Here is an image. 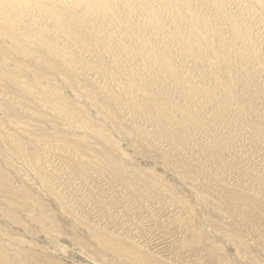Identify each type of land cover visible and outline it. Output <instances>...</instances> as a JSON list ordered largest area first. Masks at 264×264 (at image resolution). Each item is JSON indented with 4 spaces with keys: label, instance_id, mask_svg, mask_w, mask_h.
Segmentation results:
<instances>
[{
    "label": "rangeland",
    "instance_id": "rangeland-1",
    "mask_svg": "<svg viewBox=\"0 0 264 264\" xmlns=\"http://www.w3.org/2000/svg\"><path fill=\"white\" fill-rule=\"evenodd\" d=\"M182 1L207 20L209 46L222 61L206 50L202 53L208 55L197 59L172 35L161 30L156 38L153 28L145 26V39L165 47L175 78L112 28L109 51L86 29L90 22L83 23L94 56L47 18L44 35L33 41L38 53L26 60L23 72L6 67L0 72V171L10 181L0 186V241L26 248L30 264H142L136 253L145 264H264V20L247 0H218L220 9L213 0ZM149 4L160 12L159 0ZM119 6L135 27L143 23L124 4ZM232 22L256 42V57ZM166 23L171 28L170 19ZM200 45L204 50L207 43ZM48 46L64 56L47 51ZM63 58L74 60L72 69ZM46 62L51 68H45ZM129 79L149 89L154 101L147 107L141 101L134 109L125 90ZM38 91L49 99L45 109ZM51 91L83 109V118L97 132L87 133L53 115ZM164 104L171 121L162 117L158 122ZM99 130L111 142L98 137ZM9 131L15 144L7 138ZM37 149L45 156L46 170L34 159ZM88 160L95 162L93 167ZM7 207L21 225L11 226L4 218ZM41 215L47 227L37 221ZM27 234L30 245L13 240ZM118 247L123 248L121 258Z\"/></svg>",
    "mask_w": 264,
    "mask_h": 264
},
{
    "label": "bare ground",
    "instance_id": "bare-ground-1",
    "mask_svg": "<svg viewBox=\"0 0 264 264\" xmlns=\"http://www.w3.org/2000/svg\"><path fill=\"white\" fill-rule=\"evenodd\" d=\"M149 1L150 0H0V72L2 70H4L5 67H6L5 69L13 68L16 70H20L19 72H23L24 67L22 68V66H23V64L25 65L26 60H28V58H30V57H32V59H33V57L35 55H37V54H35L37 46L36 47L34 46L33 41L36 40V38L41 37V35H44L42 33L44 30V23H45V20L47 18H50L51 20H53L56 23V25L58 26V28L60 30L64 31V33H65L64 35L67 36L71 42H74L76 46L81 48V50L83 49L84 52H86L85 50H89L90 52H92V49H93V47L90 45L91 42L89 44L88 40L86 39V36L83 33V28H84L83 23H85V20L87 22H90V25H89L90 28L87 27L86 29L91 30L90 34L95 37L97 42H99L102 46H104L109 51L112 50V47L109 45L110 44L109 43L110 42L109 29L111 30V28H112L113 30H115L114 32H116L117 34L120 33L121 36H122V34H124V36L126 35L130 40H132L134 43H136L139 46L138 49L141 50V52H144L149 60H152L153 63L159 64L160 66L165 68L171 74V76H173L175 78H177V76H178L177 72L173 68V64H172L171 60H169L163 54V52L166 50L165 47L162 45L161 41H160L159 45H156L155 42L151 43L147 40V38L145 39V36H144V31H145L144 27L145 26L153 28V30L156 34V38L157 37L160 38L161 30H164V34L168 33V34L172 35L174 40L178 43V45H180L183 48L184 51L187 52V54L191 53L194 56H195V54H197V59L198 58L201 59L203 55L204 56L208 55L207 52L209 51V53L214 54V57L216 56L218 60L222 61L220 54L214 52V48L211 44H210L211 46H209L208 35L211 32L209 25H208L209 23L206 22L207 20L205 21L204 19H201L198 16V14L192 10V8L189 4L190 2L187 3V2H184L182 0H159L162 6H161L160 12H156L151 7V5L149 4ZM247 1L249 3L250 8L253 11L259 12L261 14L263 20H264V0H247ZM119 2H120V4L122 3L126 6L128 12H129V15H130V13H132L134 15V17L136 16L137 18L143 19L144 20L143 23L142 24H136V27H135V25H133V22L132 21L130 22V20H132V18L129 19L127 17V15L125 17H122L120 14V12L122 10H121V7L119 6ZM212 2L217 8H219V9L221 8V3H219L218 0H213ZM77 10H79L80 12H78ZM166 18L170 19V21L172 23L171 28L168 27V24L166 23ZM235 18H236V16H235ZM99 19L101 20V22H100V24L96 25L95 22L99 21ZM50 22H52V21H50ZM239 24H238V22L237 23L232 22V25L235 28V32H236L238 38L240 40H242L243 42H247L249 44V46H251V50H253L254 55L256 57V55L259 53V49L257 47L256 42L255 41L253 42L252 37L250 35L243 34L245 32L241 29ZM246 24H248V23H246ZM166 28H170V29L169 30L167 29L168 30L167 31ZM242 31H243V33H242ZM112 34H113V32H112ZM115 38H116V36H115ZM117 38L121 39L120 36ZM123 39H124V37H123ZM123 41H122V45L124 43ZM203 41L207 43V46L204 50H203V47L199 48L201 46L200 43ZM113 44H111V45H113ZM95 45H97V44H95ZM114 46H115V48H117L115 44L113 45V47ZM44 47L45 46H41V48H44ZM118 48H120V46ZM52 49L53 48L49 47L47 49V51H53V52H55V55L59 56V57L64 56V54H62L60 51H54ZM122 50H123V48H122ZM205 50L207 52L205 54L202 53ZM37 51H38V47H37ZM198 51H200V53ZM139 54H140V52H139ZM96 55H97V53H96ZM229 55H230V53H229ZM94 56H95V54H94ZM116 58L118 60L119 57L117 56ZM36 59L40 63V61H41V60L39 61L40 58L36 57ZM192 59H193V57H192ZM63 60L66 62L65 64L72 69L71 65L73 64L72 62L74 60L72 61V60H69L67 58H63ZM119 60H120V58H119ZM202 60H203V58H202ZM205 61H206V58H205ZM27 68H29V67H26L25 70ZM45 68H51V65L48 62H46ZM99 69L101 70V68H99ZM124 69H125V67H124ZM218 72H219V70H218ZM119 75H121V71H120ZM34 77L36 79V80L34 79V81L39 82L40 75L36 71L34 72ZM111 77H113V75H111ZM121 79L122 78H120V80ZM118 80H119V78H118ZM118 80H116V82ZM66 81H67L66 83L71 85V81L68 78ZM128 81H130V82H127V84L125 85L126 86L125 90H128V92L131 93V100L133 101L132 104L134 106V109H136L139 106V103L141 101L145 102L146 107H147L148 102H150L151 100L154 101L155 97L153 96V93L149 89L141 87L140 82L138 84L137 82H134L130 79ZM179 82L182 85H187L186 80L182 79ZM49 84L55 85V81L51 80ZM120 84L122 85L121 82H120ZM123 84H124V82H123ZM143 86H145V85H143ZM186 87L190 91L193 90V88H190L188 85ZM24 90L26 91L27 94L28 93L33 94V92L30 90L28 85H24ZM44 90H46V89H44ZM105 90H107V92H108L109 89L108 88L104 89V92H106ZM52 91H51V93H52ZM39 92H40V95H38L39 96V102L41 103V106L43 107L42 109H45V108H47L46 104H47V101L49 99L48 100L45 99L46 98L45 92L38 91V93ZM154 92H155V90H154ZM26 93H24V94H26ZM80 95L81 94L79 93L78 96H80ZM52 96L54 98L53 99L54 104L49 107V105L51 104V103H49L48 107L51 109V112L53 113V115H55L56 117H59V118L60 117L63 118V120H66V122H68L70 124V126H72L71 123L79 124L80 129L84 130L87 133L97 132L95 127L92 125L93 123H90L86 118H83V116H82L84 114L83 113L84 111L82 112L83 109L82 110L78 109L75 106V104H71L69 101L65 100V98H63L61 96V94H57V92H53ZM129 105H131V104H129ZM167 106H168V104H164L163 109L158 110L157 117L155 118L156 121L161 122L162 117H166V119H169L171 121V118L167 116L169 113V109L167 110V108H168ZM130 108H129V110L132 109V108L131 109ZM173 108H175V107H173ZM172 109H171V111H172ZM147 110L149 112L151 111L150 108H148ZM149 112H148V114H149ZM40 113H42V112H40ZM152 113L153 112H151V114ZM104 117H106V116H104ZM157 124H155V125L157 126ZM8 125H10V124L8 123ZM10 127H11V125H10ZM20 127H21V125H20ZM76 128H77V126H76ZM9 129L11 131V128H9ZM14 130H15V128H14ZM11 133L12 132H10V134ZM12 135H13V133L11 135H8V133H7V138L12 144H15L16 139ZM96 135L98 137L105 139L106 141L110 140L107 137L108 135L106 136L105 131L99 130V132L96 133ZM49 142H50V140H49ZM109 142H111V141H109ZM29 144H31V142ZM32 145L34 146V144H32ZM111 145H113V144L111 143ZM40 146H42V145H40ZM64 146H66V144ZM67 146H68V144H67ZM35 147H33V148H35ZM77 148H75L74 150L76 151ZM34 152H35L34 159H35L36 163L44 168L45 163L43 164V162H44L45 156L43 157L42 153H39L38 149L35 150ZM27 154H28V151H27ZM60 160H61V158H60ZM88 162H89V166H91V167H93L95 164V162L93 160H88ZM106 163L108 165V162H106ZM97 169H100V168H97ZM44 170H46V168H44ZM101 170L106 171L107 166L104 165ZM107 173H109V172H107ZM153 175H154V173H153ZM3 177H4L3 171H0V186L1 187H5L6 185L10 184V181L7 178H6L7 181H4ZM44 183H45V185L49 184V183H47V181H44ZM63 202H64V200H63ZM34 204H35V202H34ZM36 210H37V208H36ZM3 214L6 215L4 218L8 219V222H10L11 226H14L16 224L21 225L20 220L18 218H15L16 214L14 212H12L11 210H9L8 207L5 208ZM37 221H39L40 224L42 223L45 226L47 225L46 224L47 218L45 216L41 215L40 217L37 218ZM17 228H19V227H17ZM1 232H3V230ZM25 233H27V232L25 231ZM24 235H20V236L15 235V237H13V236L12 237H13V240L18 241L22 245L28 244V243L30 245V238L28 237V234H27V236H24ZM12 237H10V238H12ZM95 238H96V236H95ZM106 241L111 247L116 249V246H114V243L112 241H110L108 239ZM2 243L3 242L0 243V264H30V260H31L30 255L31 254L29 253V251L26 248L21 249L22 248V246H21L17 249H13V248H9V246H6ZM10 249H13L12 253H11ZM118 249H119V251H117V253L119 255H121L120 256V258H121L124 256L122 254L123 248L121 249V247H118ZM132 252L136 253L135 250H133V251L128 250V253L131 254ZM134 258L136 260H138L140 263L145 264V260L141 257V255L139 253H136Z\"/></svg>",
    "mask_w": 264,
    "mask_h": 264
}]
</instances>
